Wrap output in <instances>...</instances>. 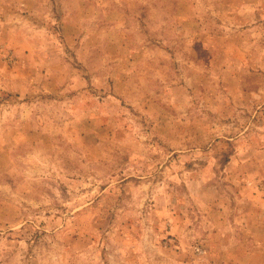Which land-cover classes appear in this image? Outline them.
Here are the masks:
<instances>
[{
    "label": "rangeland",
    "instance_id": "374dc122",
    "mask_svg": "<svg viewBox=\"0 0 264 264\" xmlns=\"http://www.w3.org/2000/svg\"><path fill=\"white\" fill-rule=\"evenodd\" d=\"M0 264H264V0H0Z\"/></svg>",
    "mask_w": 264,
    "mask_h": 264
}]
</instances>
